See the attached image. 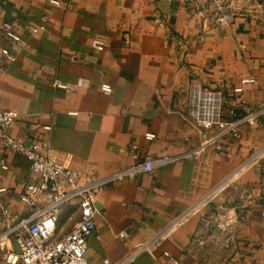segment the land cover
<instances>
[{"label":"crops","instance_id":"obj_1","mask_svg":"<svg viewBox=\"0 0 264 264\" xmlns=\"http://www.w3.org/2000/svg\"><path fill=\"white\" fill-rule=\"evenodd\" d=\"M60 1L0 0V26L11 21L22 40L0 37V50L15 56L8 62L0 52V109L19 114L8 134L47 139L66 167L106 176L134 156L196 147L202 128L186 116L191 81L221 89L225 108L264 104V0H213L230 14L221 21L208 0ZM201 4L202 16L196 13ZM39 25L44 28L31 30ZM93 38L104 42L103 50L90 46ZM242 77L256 83L232 93ZM55 80L81 84L65 89ZM146 132L155 137L146 139ZM241 134L226 135L221 146L228 151L220 155L206 148L196 158L110 182L95 198L103 213L88 237L87 264L119 260L199 201L197 214L128 264H264V117L242 126ZM257 151V162L215 192ZM35 180L28 161L0 142V205L25 214L22 189ZM0 264L8 263L0 257Z\"/></svg>","mask_w":264,"mask_h":264},{"label":"built area","instance_id":"obj_2","mask_svg":"<svg viewBox=\"0 0 264 264\" xmlns=\"http://www.w3.org/2000/svg\"><path fill=\"white\" fill-rule=\"evenodd\" d=\"M194 1V0H183ZM60 5V0H50ZM66 7L69 3L65 4ZM204 5L196 10L200 16L204 15ZM217 19L229 20L230 14L218 5ZM44 28V25L31 26L33 32ZM0 37L12 42H22L11 21L4 20L0 26ZM90 46L98 51L104 49V42L93 38ZM1 54L8 62L15 56L8 48H1ZM246 83H256L253 77H242L239 84L232 88V93L241 94ZM54 84L65 89H74L81 84L78 80L74 84H67L55 80ZM100 88L105 92L111 91V85L102 82ZM225 94L219 88L203 86L196 81L189 82L186 98V116L196 126L202 128L201 140L196 147L182 154L133 157V161L106 176L93 173H82L66 167L52 152L49 141L45 138L33 137L24 141L8 134V126L18 118L19 114L13 109H0V142L4 147L23 156L29 164L30 171L37 178L24 184L21 201L26 206V213L21 214L7 204L0 205V217L4 222L0 229V257L8 264H87L86 251L88 237L95 232V218L103 211L96 205V196L112 181L131 179L142 172H149L167 162H172L188 156L198 157L202 150L211 148L215 154H222L224 150L221 140L230 135L239 139L242 137L241 128L244 125H256L264 117V104L248 105L243 111L236 106L224 107ZM243 103V100H240ZM45 130L50 129L44 125ZM146 139H153L155 134L145 133ZM135 147V145L133 146ZM257 151L231 174L215 192L232 182L239 171L257 162ZM264 158V149L262 156ZM260 157V158H261ZM249 160L251 162L249 163ZM1 167L6 168L5 164ZM4 188H0V192ZM199 201L184 211L178 218L168 223L164 228L153 234L149 240L134 246L131 251L117 261L103 258L101 264H128L141 250L158 246L177 226L188 217L197 214L201 204ZM77 217L72 227L58 234L62 224ZM119 237H124L120 233ZM162 254L173 263L177 260L166 250Z\"/></svg>","mask_w":264,"mask_h":264},{"label":"rangeland","instance_id":"obj_3","mask_svg":"<svg viewBox=\"0 0 264 264\" xmlns=\"http://www.w3.org/2000/svg\"><path fill=\"white\" fill-rule=\"evenodd\" d=\"M60 2H61V1H60ZM207 2L211 4V10H212V11H217L218 13L220 12V11L218 10V5L221 7V4H219V3H217L216 1H213V0H208ZM212 3H213L214 5H213ZM210 4H209V5H210ZM222 8H223L222 10L225 11L224 7H222ZM207 87H209V86H207ZM233 179L236 180V176H235ZM234 182H235V181L232 180V184H234ZM232 184L229 183L228 186H230V185H232ZM228 186H226V187L228 188Z\"/></svg>","mask_w":264,"mask_h":264},{"label":"bare ground","instance_id":"obj_4","mask_svg":"<svg viewBox=\"0 0 264 264\" xmlns=\"http://www.w3.org/2000/svg\"><path fill=\"white\" fill-rule=\"evenodd\" d=\"M251 162V160H249V163Z\"/></svg>","mask_w":264,"mask_h":264}]
</instances>
